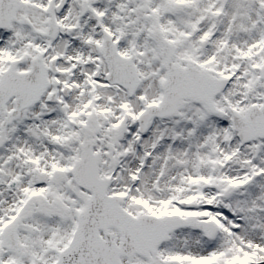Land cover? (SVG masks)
I'll use <instances>...</instances> for the list:
<instances>
[{"label":"snow or ice","instance_id":"1","mask_svg":"<svg viewBox=\"0 0 264 264\" xmlns=\"http://www.w3.org/2000/svg\"><path fill=\"white\" fill-rule=\"evenodd\" d=\"M0 264H264V0H0Z\"/></svg>","mask_w":264,"mask_h":264}]
</instances>
